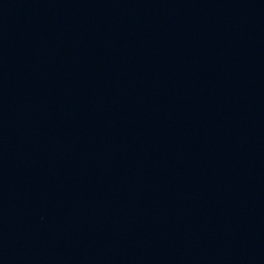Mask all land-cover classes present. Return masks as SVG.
Returning a JSON list of instances; mask_svg holds the SVG:
<instances>
[{"label": "water", "instance_id": "1", "mask_svg": "<svg viewBox=\"0 0 264 264\" xmlns=\"http://www.w3.org/2000/svg\"><path fill=\"white\" fill-rule=\"evenodd\" d=\"M0 264H264V0H0Z\"/></svg>", "mask_w": 264, "mask_h": 264}]
</instances>
